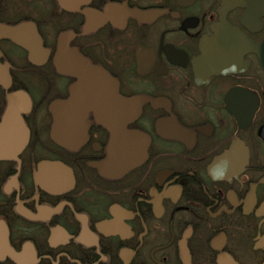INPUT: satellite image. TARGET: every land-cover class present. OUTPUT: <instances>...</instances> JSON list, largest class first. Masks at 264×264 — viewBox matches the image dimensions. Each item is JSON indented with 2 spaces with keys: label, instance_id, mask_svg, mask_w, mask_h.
<instances>
[{
  "label": "flooded vegetation",
  "instance_id": "obj_1",
  "mask_svg": "<svg viewBox=\"0 0 264 264\" xmlns=\"http://www.w3.org/2000/svg\"><path fill=\"white\" fill-rule=\"evenodd\" d=\"M0 264H264V0H0Z\"/></svg>",
  "mask_w": 264,
  "mask_h": 264
},
{
  "label": "water",
  "instance_id": "obj_2",
  "mask_svg": "<svg viewBox=\"0 0 264 264\" xmlns=\"http://www.w3.org/2000/svg\"><path fill=\"white\" fill-rule=\"evenodd\" d=\"M91 72H92V71H91ZM91 74H93V75H97V73H91ZM11 109H12V108H11ZM11 109H10V110H11ZM139 162H140V160L133 161V163H127V164L123 165V169L128 170V169H130L131 167L137 165ZM11 255H12V253H11Z\"/></svg>",
  "mask_w": 264,
  "mask_h": 264
}]
</instances>
